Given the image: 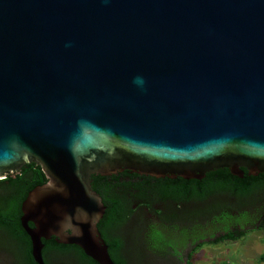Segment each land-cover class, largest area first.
Listing matches in <instances>:
<instances>
[{"label":"water","instance_id":"obj_1","mask_svg":"<svg viewBox=\"0 0 264 264\" xmlns=\"http://www.w3.org/2000/svg\"><path fill=\"white\" fill-rule=\"evenodd\" d=\"M25 163L36 264L52 235L114 264L92 175L264 172V0H0V178Z\"/></svg>","mask_w":264,"mask_h":264},{"label":"flooded vegetation","instance_id":"obj_2","mask_svg":"<svg viewBox=\"0 0 264 264\" xmlns=\"http://www.w3.org/2000/svg\"><path fill=\"white\" fill-rule=\"evenodd\" d=\"M26 164L22 165L14 176L8 174L0 178V215L18 191V185L10 183L7 179H15L22 173ZM160 178L124 170L114 174L112 182L111 179L106 181L112 183L114 191L125 199V203L119 205V211L123 214L119 221L109 220L107 205L103 201L106 208L97 227L105 243L104 236L108 235L118 241L115 255L124 257L126 264H186L189 255H195L199 248L197 199L163 200L157 195L155 188ZM122 181L127 183L126 187L121 185ZM23 200L20 201V212ZM245 209L253 211L250 208ZM254 212L257 219L236 222L230 225V229L245 230L247 225L254 222L256 228L264 229V208ZM156 229L163 233L165 238L160 236L156 241L152 236ZM219 232L218 236L224 233L222 230ZM27 237L29 239L28 235ZM57 239L59 238L52 235L47 240L43 239L45 242L42 241V257L45 264H93L84 257L86 254L78 245L61 243ZM29 247L31 250L30 239L28 241L24 236L17 235L10 224L0 221V251L10 258V263L7 261L6 264H31L26 256ZM108 253L111 255L109 246Z\"/></svg>","mask_w":264,"mask_h":264},{"label":"trees","instance_id":"obj_3","mask_svg":"<svg viewBox=\"0 0 264 264\" xmlns=\"http://www.w3.org/2000/svg\"><path fill=\"white\" fill-rule=\"evenodd\" d=\"M128 171L125 170V172ZM244 172V176L241 178L232 175L227 168H219L207 172L201 180L164 177L159 179L160 182L155 188L157 195L163 200L167 198L176 201L197 199L198 220H210L211 225L214 227L213 230L224 231L213 242L235 240L243 236L246 230H232L230 225L242 221L249 222L255 216L254 210L259 211L264 208V172L258 173L256 176L248 175L245 169ZM91 178L92 188L100 193L104 203L107 205L109 220L118 219L119 221L122 219L123 213L119 211L121 209L119 205H123L125 199H122L121 197L123 196L114 191V187L110 183L114 175H92ZM108 179H111L110 182H106ZM7 180L10 183L17 184L18 191L8 204L7 209L0 215V221L10 224V227L17 235L24 236L29 241L19 220L21 215L20 201L26 197L33 187L44 183L46 178L38 165L27 163L23 166L21 174L17 175L15 179L8 178ZM122 184L124 187L127 186L125 181H122ZM245 208H250L253 211L249 212ZM202 235L200 234V236ZM152 236L155 237L156 241H158L160 236L165 238L163 233L157 229L152 232ZM104 237L109 246L110 257L114 264H126L124 257L115 255L116 245H119L118 241L109 235ZM42 241L45 242V240ZM204 243L200 242L199 247ZM27 253L28 255L26 256H28L31 264H35L31 257L30 247ZM84 257L92 261L93 264H98L90 257L86 255ZM262 258L264 259V255H262ZM186 264H193L191 255H189Z\"/></svg>","mask_w":264,"mask_h":264},{"label":"rangeland","instance_id":"obj_4","mask_svg":"<svg viewBox=\"0 0 264 264\" xmlns=\"http://www.w3.org/2000/svg\"><path fill=\"white\" fill-rule=\"evenodd\" d=\"M255 224L256 222L247 225L245 234L235 240L213 242L220 232L213 230L214 227L211 225L210 220L199 219V242L205 243L192 256V263L264 264V259L262 258V255H264V229L256 228ZM216 234L217 236H215ZM7 261L10 263L9 256L0 251V264H6Z\"/></svg>","mask_w":264,"mask_h":264}]
</instances>
